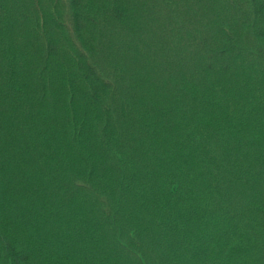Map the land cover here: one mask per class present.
<instances>
[{"label":"trees","instance_id":"1","mask_svg":"<svg viewBox=\"0 0 264 264\" xmlns=\"http://www.w3.org/2000/svg\"><path fill=\"white\" fill-rule=\"evenodd\" d=\"M0 264H264V0H0Z\"/></svg>","mask_w":264,"mask_h":264}]
</instances>
